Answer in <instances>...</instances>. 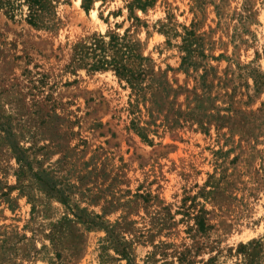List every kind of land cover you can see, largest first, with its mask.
<instances>
[{
  "label": "rangeland",
  "instance_id": "obj_1",
  "mask_svg": "<svg viewBox=\"0 0 264 264\" xmlns=\"http://www.w3.org/2000/svg\"><path fill=\"white\" fill-rule=\"evenodd\" d=\"M10 1L0 0V264H264V0H139L143 11L48 0L45 26ZM184 28L204 57L182 66ZM126 30L167 82L135 108L112 70L70 67L80 44Z\"/></svg>",
  "mask_w": 264,
  "mask_h": 264
},
{
  "label": "trees",
  "instance_id": "obj_2",
  "mask_svg": "<svg viewBox=\"0 0 264 264\" xmlns=\"http://www.w3.org/2000/svg\"><path fill=\"white\" fill-rule=\"evenodd\" d=\"M86 1V0H84ZM136 8L143 11L147 1L142 3L139 0H134ZM28 7V23L34 26H45L48 23V16L53 5L48 0H24ZM3 6L11 9V1L3 0ZM133 6L131 5L130 8ZM87 9V7H84ZM131 13V9H130ZM138 20V19H136ZM128 31L126 30L122 37L115 35H108V41L102 36L93 37L89 44H80L77 46L71 58L70 67L72 69H86L88 71H106L112 70L119 79L124 80L131 89V94L135 97L134 104H130L131 108H135L139 101H144L147 94L159 95L164 91V86L167 82L164 74L155 76L156 72L150 65L151 61L143 57L139 53L138 44L128 39ZM184 38L182 39V50L187 53L188 57L182 58V66L186 65L190 55H199L204 57L200 51V38H197L193 31L184 28ZM154 91V92H153ZM153 92V93H152ZM138 135L145 138L143 128L135 123H132ZM17 161L20 164L19 175L22 176L26 173V164L20 155H17ZM40 184L44 190L49 194L66 203L65 195L47 181L39 179ZM83 210L80 211L82 213ZM77 217V216H76ZM82 220V223L90 226L97 227L99 224V217H90L87 214L77 217ZM200 219V218H199ZM198 219L197 226L199 231L205 230L204 223ZM98 220V221H96ZM111 234V232H110ZM111 239L112 236L110 235ZM115 251L120 256H127V247L123 245L120 240L112 239ZM251 244H248L250 246ZM258 246V245H257ZM242 248H245L243 246ZM128 264H131L128 262Z\"/></svg>",
  "mask_w": 264,
  "mask_h": 264
}]
</instances>
